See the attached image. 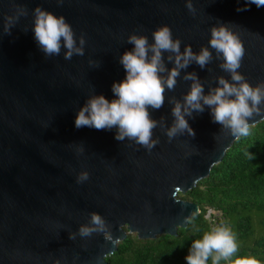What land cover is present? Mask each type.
Masks as SVG:
<instances>
[{"label": "water", "instance_id": "obj_1", "mask_svg": "<svg viewBox=\"0 0 264 264\" xmlns=\"http://www.w3.org/2000/svg\"><path fill=\"white\" fill-rule=\"evenodd\" d=\"M0 0V264H106L117 244L103 233L81 237L79 228L99 212L119 242L127 234L153 238L179 236L186 217L200 208L179 199L209 177L235 139L214 123L211 109L186 117L195 130L169 141L163 128L154 129L159 143L149 151L135 141H117V128L75 127L79 109L91 95L115 99L112 86L126 78L120 57L134 45L132 33L147 35L162 25L179 38L181 51L209 46L211 28L230 26L245 47L239 71L253 85L264 82V6L245 0ZM26 7L11 35L3 34L4 20L16 7ZM40 6L63 15L77 43L83 35V56L45 57L34 39L33 10ZM247 6L248 10L238 12ZM27 28V32L24 29ZM201 69L196 63L181 70L174 91H166L162 108H149L171 127L175 96L182 100L197 73L205 94L217 85L222 58ZM171 69L174 62L167 61ZM90 61L96 63H90ZM97 64L99 66L97 67ZM264 108V105H261ZM264 115L249 123L257 124ZM83 151H78L80 148ZM88 180L78 183L81 172ZM77 233L70 239V233Z\"/></svg>", "mask_w": 264, "mask_h": 264}, {"label": "clouds", "instance_id": "obj_2", "mask_svg": "<svg viewBox=\"0 0 264 264\" xmlns=\"http://www.w3.org/2000/svg\"><path fill=\"white\" fill-rule=\"evenodd\" d=\"M63 3V0H58ZM246 5L264 6V0H245ZM186 7L193 14L196 9L193 0H187ZM247 6L237 11H246ZM34 39L45 57L59 56L62 48L64 59L71 60L74 55L83 56L85 53V37H79V43L72 25L63 15L37 6L33 10ZM28 9L17 6L14 13L7 15L4 20L3 34L11 35L12 29L21 16L26 17ZM27 32V28L24 29ZM153 41L149 42L147 35L132 33L127 40L134 45L120 57V63L126 71V78L112 86L115 99L109 101L103 94L91 95L79 109L75 119V127H90L96 130H111L117 128L115 139L124 141L126 138L135 141L151 151L159 143V137L153 139V132L158 126L163 128L169 141L187 134L195 137V130L186 117L194 113H203L205 108L211 109L214 123L221 125L225 136L235 139L248 136L254 123H249L255 116L264 115V82L253 86L239 71L245 47L239 36L228 25L219 24L211 28L209 46H203L199 52H194L191 45L181 51L182 41L173 38L172 29L162 25L152 33ZM212 49L217 58H222L220 68L229 73L231 79L221 75L217 85L205 94V86L195 72L183 76L185 81H191L190 90L183 99L175 96L169 99L173 104L171 127L166 125L165 118L159 121L150 117L149 108L159 110L166 100V91H174L181 75V70L187 69L193 62L201 69L213 60ZM164 53H168L167 61L174 66L169 69L165 62ZM90 63H96L90 61ZM99 64H97V67ZM78 151L82 152L81 147ZM250 158H252L250 156ZM89 178L88 172H81L77 182L82 183ZM199 209L194 210L185 219L187 223L199 215ZM207 219V217H205ZM109 225L99 212L90 214V222L82 224L78 230L81 237H89L93 233H103L106 240L118 244L110 234ZM77 233H70V239H75ZM238 252L235 235L230 228L220 225L203 235L202 239L193 241L187 264H207L211 258L212 264H220L221 260L229 261ZM234 264H260L255 258H237Z\"/></svg>", "mask_w": 264, "mask_h": 264}, {"label": "trees", "instance_id": "obj_3", "mask_svg": "<svg viewBox=\"0 0 264 264\" xmlns=\"http://www.w3.org/2000/svg\"><path fill=\"white\" fill-rule=\"evenodd\" d=\"M177 197L200 208L185 230L178 229L179 236L127 234L105 257L106 264H187L193 241L220 225L230 228L238 244L231 260L220 264H234L237 258L264 264V120L252 126L248 136L234 141L209 177ZM207 208L220 213L215 226L204 216ZM207 264H212L211 258Z\"/></svg>", "mask_w": 264, "mask_h": 264}, {"label": "built area", "instance_id": "obj_4", "mask_svg": "<svg viewBox=\"0 0 264 264\" xmlns=\"http://www.w3.org/2000/svg\"><path fill=\"white\" fill-rule=\"evenodd\" d=\"M204 216L207 217V220L212 222V224L215 226L218 222L217 218L220 217V213L213 210L212 208H207Z\"/></svg>", "mask_w": 264, "mask_h": 264}]
</instances>
